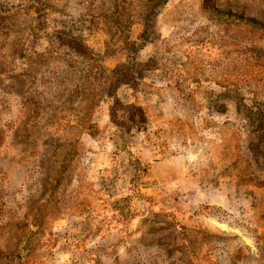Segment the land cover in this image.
<instances>
[{
    "label": "rangeland",
    "instance_id": "obj_1",
    "mask_svg": "<svg viewBox=\"0 0 264 264\" xmlns=\"http://www.w3.org/2000/svg\"><path fill=\"white\" fill-rule=\"evenodd\" d=\"M149 59L126 131L110 80ZM238 97L264 113V0H0V264H264Z\"/></svg>",
    "mask_w": 264,
    "mask_h": 264
},
{
    "label": "trees",
    "instance_id": "obj_2",
    "mask_svg": "<svg viewBox=\"0 0 264 264\" xmlns=\"http://www.w3.org/2000/svg\"><path fill=\"white\" fill-rule=\"evenodd\" d=\"M156 67L157 66L153 64L152 59H149L148 61L131 60L126 63L119 64L111 77L108 95L116 98V102L113 104L112 109L113 121L126 131H131L133 127L138 126L137 122L146 121L145 114H142L140 119L138 118V115L140 113H144L145 109L138 106L137 103H123L120 98L116 96V92L124 84L130 85L136 91L139 90L140 81L137 80V73H142L143 71L150 69H156ZM163 71L165 74L169 72L166 69ZM236 101L238 103L239 110L243 111L248 119L252 130L260 133V141L251 144V151L253 152L258 165H264V113L262 111H254L253 108L246 105L240 97L236 98ZM121 147L122 151H126L130 164L135 168L132 183L134 189L138 192L137 195H140L138 187L139 184L142 183L141 181L143 178L149 175L150 163L128 150L124 143H122ZM131 200L132 195H128L121 198L116 203L117 205L115 208L118 210V215L121 217L123 223H126L135 216L134 211H132V208L129 205Z\"/></svg>",
    "mask_w": 264,
    "mask_h": 264
}]
</instances>
